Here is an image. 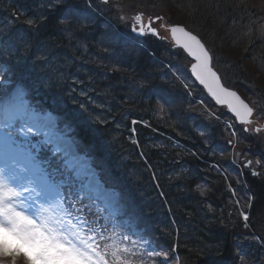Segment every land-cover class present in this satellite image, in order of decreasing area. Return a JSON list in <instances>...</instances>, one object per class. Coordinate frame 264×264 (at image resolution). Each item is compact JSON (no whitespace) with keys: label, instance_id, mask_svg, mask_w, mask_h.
Instances as JSON below:
<instances>
[{"label":"snow or ice","instance_id":"6c2138e0","mask_svg":"<svg viewBox=\"0 0 264 264\" xmlns=\"http://www.w3.org/2000/svg\"><path fill=\"white\" fill-rule=\"evenodd\" d=\"M102 2L107 4L108 0ZM160 19L159 16L150 18L145 25L143 13H136L132 32L158 37V30L151 25ZM170 32L175 42L195 61L190 68L195 81L211 94L217 104L226 106L238 123L251 124L253 108L237 93L223 87L212 67L213 55L201 39L181 26H172ZM23 94V86L0 87V256L12 257V264H16L15 258L21 255L28 264H111L107 258L109 253L102 252L94 243L95 235L85 234L87 227L81 229L70 219H65L70 213L64 198L57 199L52 195L53 187H59L65 181H57V170L50 173L44 166L48 161L38 158L41 145L53 144V151L60 150L48 131L52 121L38 118L35 109L18 103ZM135 123L137 121H133ZM228 127L232 128L231 123ZM254 131L259 133L261 128ZM34 136L43 139L34 142ZM251 163L248 161L245 167H250ZM64 167H69L67 159ZM252 175L258 173L253 171ZM67 179L72 180L73 177ZM75 179H80L78 174ZM241 215L247 227L249 216L243 212ZM80 223L86 225L83 219ZM124 239L128 237L124 236ZM110 247L113 249L111 257L119 261V249L115 244ZM163 256L166 261L167 254Z\"/></svg>","mask_w":264,"mask_h":264},{"label":"trees","instance_id":"16d2710c","mask_svg":"<svg viewBox=\"0 0 264 264\" xmlns=\"http://www.w3.org/2000/svg\"><path fill=\"white\" fill-rule=\"evenodd\" d=\"M129 1L131 3H128ZM123 2L136 3L130 6L132 9L149 10L165 15L170 24L182 25L200 37L209 48L211 47L213 55H216L217 67L220 71L222 70L225 82H229L232 87L238 89L249 99L252 95L245 92V89L250 86L251 90L256 91L255 99L263 101L260 114L264 119V31L261 28L264 22V6H259L258 0L257 3H253V0H123ZM30 4L31 2L24 1V5L29 6ZM0 5L1 16L9 14L14 21L21 17L22 12L18 7L9 3ZM37 5L43 6L44 2H39L36 6L34 4L30 6L33 10H37ZM95 5V0L88 3L85 0H71L70 4L67 5L68 10L66 13H72V20L63 26L50 24L51 27L46 28L43 40L37 46L38 50L50 38H57V36H54L56 35L54 28H56L61 29V31L66 29L86 33L87 40H84L83 44H79L80 48L95 51L97 45L92 48V31L97 34V38H100V40H106L114 33V28L105 27L107 22L104 23L102 18L92 10ZM75 19L76 21H74ZM30 21L32 23L36 20L30 18ZM71 31H69V34L72 33ZM152 71H156V67L152 66ZM248 73L251 75L249 76ZM118 82L119 78L112 82V86L107 85L103 89L104 94L114 98L111 96H115L114 86ZM255 99L253 101L256 102ZM134 109H126L123 114ZM139 111L152 114L147 107ZM92 117L82 123L92 126L96 120L99 122L100 119H105L103 113L96 115L95 118ZM172 122L165 120L162 121V124L174 129V123L176 124L177 121ZM83 125L79 124L78 127L82 131L81 136L85 137L88 132L83 131ZM179 125L188 126V121L183 119ZM118 136L120 134L114 132L109 135V139L111 142H115ZM203 141L204 139L197 138L194 144L184 142L189 148L179 150L183 157L182 160H185L187 164H193L195 160L193 155L201 153L200 147H202ZM257 143L260 142H254L257 149L260 150L261 144ZM201 180L205 181L204 183H207L208 187L210 186L209 192L205 196H200L199 192L191 195L185 192L187 188L182 193H175L173 198L179 194L177 205L180 211H177L176 202L172 199L174 211L179 216L180 221L184 222L183 226H185L187 232L184 239L180 240L179 245L182 264H227L225 258L228 255L227 251L232 246L231 238L237 234L233 231L235 226L238 227L236 220H238L240 226L242 224L236 216H234V220L231 215H227L230 209L227 206L230 194L226 188L225 178L220 174H215V176L211 175V177L201 178L198 181ZM192 183L190 187H192ZM185 184L189 188V183L186 182ZM191 193H194V191ZM262 206H264V203L257 207L256 219H264V208ZM202 222H204V225L201 224ZM199 230H201L200 236H197ZM173 236L171 234V238H174ZM222 260H224V263H221Z\"/></svg>","mask_w":264,"mask_h":264},{"label":"rangeland","instance_id":"374dc122","mask_svg":"<svg viewBox=\"0 0 264 264\" xmlns=\"http://www.w3.org/2000/svg\"><path fill=\"white\" fill-rule=\"evenodd\" d=\"M109 1V0H108ZM239 1H245V0H239ZM259 1V6H264V0H258ZM114 1H111L110 3L112 4ZM128 3H131V1H129ZM128 3H124L123 2V0H118V2L117 3H115V4H113L114 6H113V8H114V13H115V15L117 16V23L115 22V24H116V26H122V28L125 30H129V27L134 23V21H133V17H131L132 16V14L134 13V14H136L138 11H134L135 9H132V8H130V6L131 5H135L136 3H134V4H128ZM253 3H257V0H253ZM152 7V6H151ZM149 11V10H148ZM153 16H156V15H158L156 12H152V11H149ZM121 17H123V19H121ZM166 26H168L169 24L167 23V21L165 20V23H164ZM96 37V35H95V33L92 31V39H94ZM98 39H100V38H98ZM159 48H160V50H161V52H164V54L166 53V52H168L169 51V49L168 48H166V46H164V44L163 43H159ZM210 49H211V47H210ZM211 51H212V49H211ZM184 56V55H183ZM186 56H184L181 60H180V62L182 63V64H185V67H186V64L188 63V61L186 62V58H185ZM131 58V56L129 55V54H127V61L129 60ZM125 59H126V57H125ZM187 60H188V58H187ZM181 63H179V65H181L182 67H183V65L181 64ZM133 64H135V66L141 71V72H147L148 70H151L152 71V68L150 67V66H147V65H142V64H139V63H134L133 62ZM223 67V66H222ZM247 67V66H246ZM129 68V70L130 71H133V66H129L128 67ZM185 70H187V68H184ZM180 73V72H179ZM147 74H150L149 72L147 73ZM145 75V76H148V75ZM181 74V73H180ZM248 75L250 76L251 74L250 73H248ZM181 77H182V80H184V82L185 83H188V84H191L190 86H189V88H193V86L195 85L192 81H191V79H190V74H188V71H185V73L183 74H181ZM259 79V78H258ZM250 86H248L246 89H245V92H249V93H251V95H252V97H251V100L253 101V99H255V94H256V91H254V90H251L250 88H249ZM194 94H196L197 92H199V90H196L195 89V87H194ZM251 100L249 99V101L251 102ZM256 100V99H255ZM254 103H253V105L254 106H256L257 107V109L260 111V109H262V105H263V101L262 100H260V99H258V100H256V102L255 101H253ZM252 103V102H251ZM205 107L207 108L206 109V111H204L205 113H206V119L209 121V122H213V121H215V119H217L218 121H219V123L221 122L222 123V121H225V122H223V123H225V124H228L229 125V123H231V125H232V128H233V124H232V122L229 120V118H228V114L226 115V113L225 112H223V111H220V110H218V111H216V110H214V109H212V108H210V105H208V104H206L205 105ZM221 114H223L224 116H222V118H221ZM39 118V117H38ZM225 119V120H222V119ZM181 121V120H180ZM227 122V123H226ZM223 127V126H222ZM224 128V127H223ZM225 129V128H224ZM201 132H199V134H200ZM197 135V134H196ZM262 172V171H261ZM15 259H17V257L15 258Z\"/></svg>","mask_w":264,"mask_h":264},{"label":"bare ground","instance_id":"6f19581e","mask_svg":"<svg viewBox=\"0 0 264 264\" xmlns=\"http://www.w3.org/2000/svg\"><path fill=\"white\" fill-rule=\"evenodd\" d=\"M66 41H67V37L65 35H62L59 38V42H61V43H64ZM71 44H72L71 42H67L66 45H71ZM31 58H32V60H34V57H31ZM41 61H43L45 63V65L47 66V72H41L42 73L41 74L42 75V81L40 83V86H41L42 90H44L45 93H47L52 99H54L60 105L61 111L73 116L74 118H78V115H79L78 111H77L76 107L74 106V104L72 102V98H71V90H72V87H75V84L72 85V83H67L65 81L66 73L61 71L59 67H55L51 63H47L46 60H44V59H42ZM53 62L55 63L54 60H53ZM129 79L132 80L133 77L131 76ZM54 80H56L57 83L59 84V88H57V89L54 88L52 85ZM117 86L118 87H129V85L125 81H119L117 83ZM121 90H123V89H121ZM65 103H70L72 105V109L69 110V109L65 108L64 107ZM112 104L117 105L118 103L113 102ZM146 107L148 108V110H150L154 114H159L161 112V108H162L161 104L158 102L154 103L153 105L149 104ZM142 146L145 147L146 145L142 144ZM177 150H180V149L177 147ZM135 155H137V154H135ZM193 157L195 158V160L193 162L194 165H196L199 161H201L203 159L202 153L195 154V155H193ZM225 160H228V158H226ZM214 162H215L214 164L210 165L211 167H217V165H216L217 161L215 160Z\"/></svg>","mask_w":264,"mask_h":264},{"label":"water","instance_id":"95a60500","mask_svg":"<svg viewBox=\"0 0 264 264\" xmlns=\"http://www.w3.org/2000/svg\"><path fill=\"white\" fill-rule=\"evenodd\" d=\"M211 95V94H210Z\"/></svg>","mask_w":264,"mask_h":264}]
</instances>
